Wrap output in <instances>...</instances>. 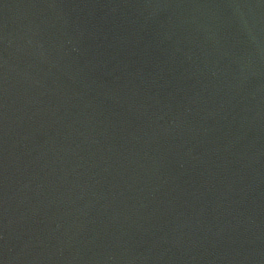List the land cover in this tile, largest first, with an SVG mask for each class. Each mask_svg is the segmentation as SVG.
Instances as JSON below:
<instances>
[{
  "label": "water",
  "instance_id": "obj_1",
  "mask_svg": "<svg viewBox=\"0 0 264 264\" xmlns=\"http://www.w3.org/2000/svg\"><path fill=\"white\" fill-rule=\"evenodd\" d=\"M0 264H264V0H0Z\"/></svg>",
  "mask_w": 264,
  "mask_h": 264
}]
</instances>
